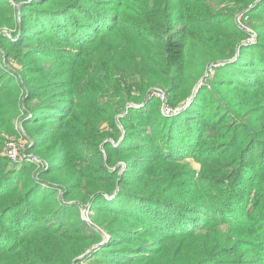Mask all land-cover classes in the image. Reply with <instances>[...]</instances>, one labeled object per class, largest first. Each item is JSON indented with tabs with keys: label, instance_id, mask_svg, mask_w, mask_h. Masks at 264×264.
Instances as JSON below:
<instances>
[{
	"label": "trees",
	"instance_id": "1",
	"mask_svg": "<svg viewBox=\"0 0 264 264\" xmlns=\"http://www.w3.org/2000/svg\"><path fill=\"white\" fill-rule=\"evenodd\" d=\"M1 54L0 264H264V0H0Z\"/></svg>",
	"mask_w": 264,
	"mask_h": 264
},
{
	"label": "rangeland",
	"instance_id": "2",
	"mask_svg": "<svg viewBox=\"0 0 264 264\" xmlns=\"http://www.w3.org/2000/svg\"><path fill=\"white\" fill-rule=\"evenodd\" d=\"M16 6V5H15ZM17 7V6H16ZM18 8V7H17ZM237 23H238V25H241L240 23H239V20H240V18H237ZM2 32L4 33V34H6V36L8 37V38H12V33H13V30L12 29H9V30H7V29H3L2 30ZM251 36H254L253 34L251 35ZM250 36V37H251ZM254 39V38H253ZM249 42V41H248ZM2 60H3V57H2V54L0 55V62H2ZM13 68L15 67L14 65H12V64H10ZM159 90H161V92L163 93V95H161L160 94V91ZM161 96H162V98H161ZM154 98L155 99V101L156 102H158L159 104H160V107H161V111H162V113L164 114L165 112H169V113H167V114H171V113H173V112H170V111H173V110H171V109H173L172 107H170L167 103V101H166V92H165V90H163L162 88H158V87H156V88H152L149 92H148V98ZM164 110V111H163ZM164 115H166V114H164ZM11 139H15V141H18V143H21L22 145H19V147L20 146H22V148L20 149V151H19V154L20 155H22L23 153H25V154H27L25 151H24V147H25V142H24V140L23 139H21L20 138V136H18V137H13V138H10V139H7L6 141H5V143L3 144V146H2V148L0 149V156L2 155V157H5V155H6V143H7V141H9V140H11ZM21 141V142H20ZM7 157V156H6ZM4 158L5 159V161L4 162H8V164H9V166H14L15 164H21V163H25V162H28V161H26V159H24V158H21V156H20V160H18L17 162H13V161H8L9 160V158ZM190 163H191V165H192V169H194V170H198L199 169V164L198 163H196V162H193L192 161V159H190ZM82 214H83V209L81 210V216H82ZM87 218H88V216H87ZM83 219H86V218H83ZM87 221H88V219H87Z\"/></svg>",
	"mask_w": 264,
	"mask_h": 264
},
{
	"label": "built area",
	"instance_id": "3",
	"mask_svg": "<svg viewBox=\"0 0 264 264\" xmlns=\"http://www.w3.org/2000/svg\"><path fill=\"white\" fill-rule=\"evenodd\" d=\"M253 38H251L250 40L248 41H252ZM160 91V94L163 95V93ZM162 98V96H161ZM163 99V98H162ZM21 142V141H20ZM25 142V141H24ZM19 145H22L21 143H18V141H15V139H11L9 141H7L6 143V156L13 162H17L18 160H20V156L21 158H24L26 159V161H29V162H37L38 160L36 159V157L30 153H23L22 155L19 154V151L20 149L22 148V146L19 147ZM88 216V211L87 209L84 210L83 209V214H82V218H86L84 220H87Z\"/></svg>",
	"mask_w": 264,
	"mask_h": 264
},
{
	"label": "water",
	"instance_id": "4",
	"mask_svg": "<svg viewBox=\"0 0 264 264\" xmlns=\"http://www.w3.org/2000/svg\"><path fill=\"white\" fill-rule=\"evenodd\" d=\"M251 38H255V36H251V37H249L247 40H250ZM195 92H196V88L192 91L190 97H188V99H187L182 105H179V106H177V107L171 109V110H173V111H170V112H174V113H175V112H178V111L183 107V105H186V103L189 102V101L191 100V98L194 96ZM163 111H164V110H163ZM167 113H169V112H165L164 114H167ZM84 210H86V207L84 208ZM92 248H93V247H92Z\"/></svg>",
	"mask_w": 264,
	"mask_h": 264
}]
</instances>
